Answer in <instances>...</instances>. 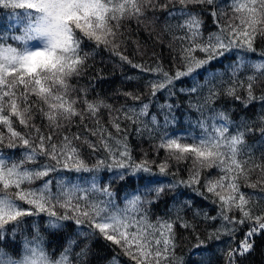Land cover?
Instances as JSON below:
<instances>
[{
    "label": "snow or ice",
    "instance_id": "obj_1",
    "mask_svg": "<svg viewBox=\"0 0 264 264\" xmlns=\"http://www.w3.org/2000/svg\"><path fill=\"white\" fill-rule=\"evenodd\" d=\"M206 18L215 27L207 35ZM133 24L150 35L162 24L171 37V67L159 59L135 63L126 54ZM258 39L264 42V0H0V264H84L87 241L95 238L115 253L109 264H120L121 255L130 264H214L210 245L222 236L228 241L213 253L218 264H240L255 237H264ZM100 51L142 74L134 90L118 93L132 104L90 97L94 85L80 84ZM227 100L245 114L218 103ZM130 133L164 159L157 163L147 152L136 159ZM172 161L185 165L186 178L179 167L169 171ZM130 181L136 187L120 196L115 185ZM169 193L174 215L153 218L152 207ZM198 218L219 222L206 239L193 223ZM68 221L73 236H61V250L50 251V237ZM178 229L196 237L187 257L176 254ZM77 238L85 243L73 256Z\"/></svg>",
    "mask_w": 264,
    "mask_h": 264
},
{
    "label": "trees",
    "instance_id": "obj_2",
    "mask_svg": "<svg viewBox=\"0 0 264 264\" xmlns=\"http://www.w3.org/2000/svg\"><path fill=\"white\" fill-rule=\"evenodd\" d=\"M215 27L211 22L210 18H206L205 24V35L209 31H214ZM171 37L163 31L162 24H157L155 27V31L152 34H149V30L145 29L143 26L137 28L134 24L129 31V40L126 46V54L135 62V63H147L153 64L156 59H159L165 66V68L171 67L169 61L171 59L172 53H170L168 48V43ZM139 47V51L137 50ZM257 48L258 51L264 48V42H261L259 39L257 40ZM142 53V54H141ZM258 53L250 54L249 58L257 57ZM90 65L89 71L87 75H85L81 80L80 84L83 86H92L94 85L93 90L90 92V97H95L97 95L105 98L109 103L116 105L117 107L121 104L128 103L132 104L133 101L125 100V98L118 93L120 91H131L134 90L140 81L141 73L137 70L132 68L130 65L121 64L118 58L115 56H111L109 53L105 51H100L94 59L89 61ZM127 77H132L133 79L129 80ZM257 94H259V89H257ZM220 106L227 104V106L232 109L234 108L236 112L240 115H244L245 112H242V105L239 102H233L231 100L221 101L218 102ZM259 110V104L255 107H250L246 114L248 116H253ZM187 122L186 120L184 121ZM75 130V129H73ZM257 137H251L249 139V143H255ZM129 143L133 149V156L136 159H140L143 156L144 152L148 153V158L150 160L154 159L157 163L162 161L165 157V153L161 152L159 156H156L152 151V144L150 141H141L136 137L134 133H130L129 135ZM6 152H11L13 150L5 149ZM17 156L20 155L21 149L14 150ZM83 155L85 158L90 157L89 151L84 148ZM259 155V152H257ZM179 167V177L186 178L187 172L184 171V164L177 165L175 161L171 162V166L169 168L170 172L176 170ZM153 171L158 172L155 165H153ZM255 175L253 179H255ZM159 180L163 183H168L173 179L172 176H158ZM39 184V182H37ZM36 186V185H33ZM135 182H129L126 185L116 184L115 188L120 196L124 195L123 189L125 188H135ZM243 191L246 193H256L260 195L259 189H251V188H243ZM184 192L185 197L191 198L197 207H202L204 210L210 212L211 215H215V211L212 210V206L208 205L206 202L200 200L196 197L190 190L188 189H181ZM182 197L181 199H183ZM173 207L172 203V193L166 195L159 204L154 205L151 209L153 218L158 215H161L165 212H169V209ZM169 215H174L173 212H169ZM187 219H192V213L188 212ZM34 219V218H29ZM42 221H46L47 217H41ZM193 223L198 224V231L200 233L201 239H206V233L208 230H211L213 227L218 226L219 222H202L201 219H196ZM67 227L63 230L61 234H58L55 237H50L52 243L51 248L49 249H56L57 252L61 250L64 239H61V236L67 238L69 236H73L75 225L68 221L66 222ZM242 236V233L237 234V240H239ZM80 241L78 247H76L73 251V256L76 251H79L80 247H83L85 241L83 238H77ZM256 244L254 246V250L247 254L245 257L241 258L240 264H264V237L257 236L255 237ZM228 237L222 236L219 241H213L210 247L212 248L213 252L209 253L208 255L212 256L214 264H218L219 256L213 255L215 253L216 248H224L227 246ZM196 237L194 234L190 232H186L183 229L177 230V244L178 247L176 249L177 256H184L187 257L189 250L191 249L192 245L196 243ZM89 243V252L87 257L84 260V264H109V261L115 255L112 248L109 247V242H106L103 238H95L90 239L87 241ZM6 251H11V249H6ZM117 251H119L117 249ZM14 254V253H13ZM120 264H130L127 257L121 255L119 257Z\"/></svg>",
    "mask_w": 264,
    "mask_h": 264
}]
</instances>
